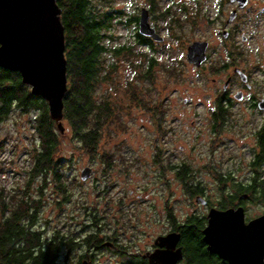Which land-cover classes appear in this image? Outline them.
Returning <instances> with one entry per match:
<instances>
[{
    "label": "rangeland",
    "instance_id": "1",
    "mask_svg": "<svg viewBox=\"0 0 264 264\" xmlns=\"http://www.w3.org/2000/svg\"><path fill=\"white\" fill-rule=\"evenodd\" d=\"M104 1L106 11L122 12L121 15L124 13L123 18H126L128 14L134 16L145 0H109V5H106L107 0H92V3L98 4L101 10ZM157 1L161 8L169 7L179 17V26L184 30L180 32L177 29L176 33L182 38L175 40L168 33L167 22L171 18L166 16L165 23L160 14H155L152 22L165 38L163 44L156 48L164 51L153 53L156 61L150 67V72L142 74L144 65L140 64L144 63L140 58L122 55L118 59L122 61L116 62L112 81L98 88L97 99L103 92L106 97L108 90L112 110L111 121L105 126L96 151V154L103 155L102 158H92L89 150L78 146L62 121L64 133L56 159L63 160L59 171L66 183L65 190L63 194L57 191L49 176L48 187L43 190L41 204L37 205L35 213V227L48 234L54 229L62 233L73 232L81 238L94 233L102 238L114 239L120 245L118 254L95 250L92 264H120L125 262L122 261L124 255L144 251L147 243L145 234L155 229L150 233L155 232L152 238L160 231L159 223L154 222V209L163 207L167 197L179 201L185 194L182 181L177 180L174 172L159 170L157 154L160 148L163 152L172 150L174 165L187 162L194 170V183L201 182L205 186L202 192L208 196L215 194L218 185L214 181H218L219 176L231 173L243 181L244 176L248 175L246 143L254 141L250 126L238 123L239 131L226 127L222 134L224 143L217 146L221 140L214 136L213 128H209L211 124L208 123L213 102L219 98L217 96L225 80V74L221 76L222 69L216 53H220V39L214 33L215 27L210 24L204 26V20L207 21L205 17L216 14L215 0H203L201 7L196 5V11L192 0ZM258 2L264 8V0ZM182 3L186 9H183ZM255 4L253 0L251 5ZM200 10L203 15H199L204 20L196 19ZM121 15L115 17L122 20ZM251 15L253 22L238 27L237 40L242 36L249 38L244 47L238 45V53H242V59L250 63L255 83L262 85L263 16L257 20L255 13ZM133 26L117 24L111 31L114 40L110 45L131 42ZM204 38L211 44V58L196 68L186 61V48L191 42ZM141 48L145 50V47ZM214 65H218L217 70L211 68ZM240 107L232 109L233 112L239 111ZM228 117L229 123L236 118L233 113ZM29 118L30 115L22 114L15 108L0 123V189L5 197L22 196L21 190L31 170L32 158L27 153L35 143L32 141L34 134L27 125ZM166 138L172 140L170 145L168 139L162 141ZM102 161H110L109 167H102ZM86 167L93 169L94 177L82 181L80 173ZM41 184L40 179L30 184L29 193L33 199L39 198L37 188ZM181 208V205L174 206L178 217H181ZM156 211L157 219L161 220L162 213ZM87 251L83 264H89V249ZM78 252L79 247L71 254L72 257ZM63 259L61 264H64ZM67 264L74 262L69 258Z\"/></svg>",
    "mask_w": 264,
    "mask_h": 264
},
{
    "label": "trees",
    "instance_id": "2",
    "mask_svg": "<svg viewBox=\"0 0 264 264\" xmlns=\"http://www.w3.org/2000/svg\"><path fill=\"white\" fill-rule=\"evenodd\" d=\"M55 1L60 9V21L64 28V58L67 78V90L63 97L62 121L65 122L77 145L89 150V155L92 158L100 159L103 155L96 154V151L102 139L103 130L111 121L112 110L108 90L106 97L103 92L97 99L98 88L101 84L112 81V77L116 73V62L122 61L118 60L122 55L140 58L143 61L141 63H144L140 64L144 65L142 74L150 72V67L156 61L153 53L164 51L156 48L163 43H153L134 33L131 42L112 46L110 44L114 40V36L111 31L117 24L129 26L135 19L133 15L128 14L126 18H123L124 13L121 15L122 12L112 9L113 12L106 11L105 1L101 4L103 6L101 10L97 7L98 4L92 3V0ZM147 2L150 11L154 15L160 14L165 23L166 16L171 18L167 22L168 33L175 40H180L182 37L176 33V30L179 29L182 32L184 29L179 26L181 22L175 12L172 13L169 7L161 8L157 0H147ZM109 3L110 1L107 0L106 5ZM171 13L172 15H170ZM117 15H121L122 20L115 17ZM141 47H145V50H142ZM214 67L216 70L218 69V65L211 68ZM226 67L221 68L225 69ZM218 101H221V98H218ZM15 108L22 114L30 115L27 125L34 134L32 141L35 145H32L31 151L27 153L32 158V164L24 188L21 190L22 196L16 198L11 196L10 198L8 195L5 197L3 190L0 189V264H61L60 261L63 258L65 259H63L64 264H67L69 258L73 260L74 264H83L88 254L89 235L97 238L96 234L90 233L85 238H81L78 236L79 234L62 233L57 229L48 234L43 229H37L34 225L37 205L41 204L40 196L49 184L48 177H52L51 181L57 191L63 194L65 190L66 183L59 171L63 166V160L56 159L61 150L64 128L62 133L58 130L57 124L49 118L46 102L39 96L31 94L30 87L21 82L18 72L0 68V123ZM216 110L218 113L213 115L214 126L217 117H220L222 121L228 117L220 104ZM261 161H263L262 156L258 157L254 164ZM109 162L102 161V167L105 165L109 167ZM174 172L180 181L187 175V171L182 169ZM221 176L218 177V181L224 183L230 179L231 173H228L225 178ZM35 179H40L42 183L37 188L38 199H33L29 193L30 184ZM194 179V170L190 168L188 184H186L189 196L204 192L202 190L205 187L195 185ZM254 189L253 196L264 195V187L261 185ZM248 191V188L245 187L220 185L214 195L217 197L239 196L242 193L248 194ZM10 199L11 202L8 203ZM94 220L96 219L94 218ZM77 247H79V252L72 257L71 254ZM123 258L122 261L125 262L120 264H129L134 261L133 256L124 255Z\"/></svg>",
    "mask_w": 264,
    "mask_h": 264
},
{
    "label": "flooded vegetation",
    "instance_id": "3",
    "mask_svg": "<svg viewBox=\"0 0 264 264\" xmlns=\"http://www.w3.org/2000/svg\"><path fill=\"white\" fill-rule=\"evenodd\" d=\"M192 1L194 2V11L197 10L195 9L196 5L201 7L202 3H204L203 0ZM252 1L253 0H247L243 7H239L237 2H230V0H215V16L205 17L207 19V21H205L201 15H199L200 13L202 14V9L199 11L198 15H196V17L199 16V18L196 19L201 18L200 20H204V26L210 24L215 27L214 33L218 34L221 42L219 45V47H221L220 53L216 52L218 54L217 60L220 67L227 66L225 69L221 68V76L225 74V80L219 92V98H221V101L216 99L213 102V111L211 112L208 121V123L211 124L209 128H213L214 136L219 137L221 140L217 146L224 143V136H222V134L227 130L226 127L231 128V130H240V127L237 125L238 123H247L250 126L249 130L253 131L252 135L254 137L253 143H246V150L249 158L247 159L246 165L248 175L244 176V180L240 181L234 177V175H231L230 179L224 181V183L221 181L214 182L218 186L224 185L226 187L239 186L248 188V194L242 193L239 196L217 197L214 195L208 196L203 192V194L196 193L193 196H189L188 190L186 189L188 185L186 184H188V171L190 172V165L184 161L180 162L178 165H174L171 160V157L173 156L172 150L170 149V151L167 150L166 152H163L160 148L157 154L159 158L158 160L160 161L158 166L159 170L178 172L179 169H182L187 171V175L181 180L183 185L182 190L185 194L183 193L184 197L182 196V199L179 201L174 200L173 197H167L164 199L163 207L156 208V210H159L160 213H162L161 220L157 219L158 213L156 216L157 211L154 209V212L152 213L155 217L154 222L156 224L159 223L160 231L152 238L150 237L155 232L152 234L150 233L155 229H152L145 234L147 243L144 251L137 250L133 255L130 253L127 254L129 257H134L133 262L129 261L132 264H229L216 253L210 252L208 250V245L204 240V230L208 225L209 212L211 210L223 212L228 209H242L243 221L245 224L260 217H264V195L253 196L255 187H259L260 185L264 187V80L262 85L255 83L250 71V63L242 59V53H238V45L239 47H244L249 38L242 36L240 40H237L236 36L239 25L254 21L252 20V13H255L254 17L257 20L263 16L262 23L264 24L263 5L261 7L258 0H254L257 4L251 5ZM183 4L184 3H182V5ZM183 6V9H186L185 5ZM142 9L147 11L148 23L154 32L163 38L162 42L154 41L150 37L142 36L138 33V21ZM134 17L136 21L134 19L131 24L134 25L133 27L135 30L132 34L137 33L142 38L150 40L153 43L162 44L164 42V33H162L159 30V27L152 22L154 14L150 11L147 0L137 8ZM192 22H194V20ZM199 26L200 24L198 23V27ZM193 42L207 43V48L205 50L206 59L201 64L203 65L211 58V44L206 38ZM219 104L222 106V109L225 110L226 114L229 115L233 113L234 116H236L233 122L229 123L230 117H226L223 119L224 121H222L220 117H217V121H215L216 125H213V115L216 114V112L218 113L216 109ZM237 106H241L240 109H238L239 111L233 112L232 109ZM245 115H249V117H246ZM227 124L230 126H227ZM165 140H167L168 145L172 142L169 138L162 139V141ZM180 150L183 149L180 148ZM260 156L263 157V161L255 165V161H257V158ZM90 176L94 177L93 169L91 170ZM175 177L180 181L176 175ZM221 177L225 178V176ZM167 184L168 182L166 181L165 187H167ZM195 185L203 186L201 182H196ZM178 205L182 206L180 210L181 217H178L175 214L174 206ZM96 236L97 238H94L89 235V264H92L91 260L94 261L95 254L93 252L96 253L95 250L106 253L114 252V254L120 252L118 249L120 245L118 246V243H116L114 239H110L109 237L102 238L98 235ZM164 252L166 257L163 261L159 255L161 254L162 256Z\"/></svg>",
    "mask_w": 264,
    "mask_h": 264
},
{
    "label": "water",
    "instance_id": "4",
    "mask_svg": "<svg viewBox=\"0 0 264 264\" xmlns=\"http://www.w3.org/2000/svg\"><path fill=\"white\" fill-rule=\"evenodd\" d=\"M243 7L247 0H230ZM138 33L162 42L148 23L142 9ZM207 43L193 42L186 50L188 64L200 67L205 61ZM64 28L55 0H0V68L18 72L21 82L30 87L48 106L49 118L62 133L63 97L67 90L64 58ZM84 168L80 180L89 178ZM208 250L229 264H264V217L248 224L242 209L211 210L204 230ZM165 259V252L159 255Z\"/></svg>",
    "mask_w": 264,
    "mask_h": 264
}]
</instances>
